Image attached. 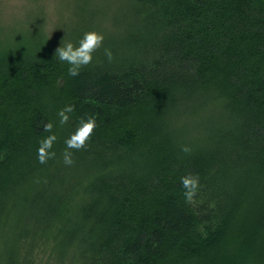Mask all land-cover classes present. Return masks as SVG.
Wrapping results in <instances>:
<instances>
[{
    "label": "trees",
    "instance_id": "obj_1",
    "mask_svg": "<svg viewBox=\"0 0 264 264\" xmlns=\"http://www.w3.org/2000/svg\"><path fill=\"white\" fill-rule=\"evenodd\" d=\"M89 1L54 41L40 12L0 28V264H264V0ZM79 13L104 42L72 77L53 52Z\"/></svg>",
    "mask_w": 264,
    "mask_h": 264
},
{
    "label": "clouds",
    "instance_id": "obj_2",
    "mask_svg": "<svg viewBox=\"0 0 264 264\" xmlns=\"http://www.w3.org/2000/svg\"><path fill=\"white\" fill-rule=\"evenodd\" d=\"M103 42L104 36L102 34L95 31L87 32L82 39H80L78 45H73V43L68 42L63 46H58L54 49L53 55L57 57L59 61L67 63L69 65V75L76 77L80 74L82 68L92 63L93 54L103 47ZM105 55L109 61L112 60L113 57L110 50L105 49ZM73 111V106L66 105L58 112L59 123L61 126L69 122V114ZM96 126V118L94 116H89L86 120L81 118L80 126L64 141L66 149L63 153V162L65 165L73 164L72 151H80L86 148ZM52 130V123L44 125L45 132L51 133ZM56 140V135L52 134L40 141V146L37 150V158L41 164H46L48 160L55 158L56 153L52 151V149ZM182 150L185 152L190 151L188 148ZM181 184L185 189V198L188 201H191L199 187V177L192 175L182 177Z\"/></svg>",
    "mask_w": 264,
    "mask_h": 264
},
{
    "label": "rangeland",
    "instance_id": "obj_3",
    "mask_svg": "<svg viewBox=\"0 0 264 264\" xmlns=\"http://www.w3.org/2000/svg\"><path fill=\"white\" fill-rule=\"evenodd\" d=\"M73 0H0V28H4V33L8 32L10 28L17 27L19 25L17 32L24 28L23 20H26V16L29 14H34L40 12L42 18H40L44 23V28L46 34L50 40L58 38L60 34L64 33L62 28L63 25L68 24L73 26L76 22L74 16L75 9L80 2H86L88 0H77L72 3L73 16L69 9V5ZM103 0L100 2L89 1V4L93 7H100L99 10L105 8ZM82 4V3H81ZM81 18L84 16L86 22H79L76 27L68 29V35L73 38L77 37V43L80 41L79 36L84 34L94 22L90 19L87 13H79ZM33 17V16H31ZM71 20L69 22V19ZM90 19V21H89ZM88 20V21H87ZM20 21V23H18ZM2 33V35H4ZM77 32V34L75 33ZM90 32V31H89ZM70 38V37H69ZM51 260L44 252L37 254L36 264H51Z\"/></svg>",
    "mask_w": 264,
    "mask_h": 264
}]
</instances>
